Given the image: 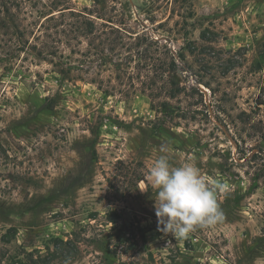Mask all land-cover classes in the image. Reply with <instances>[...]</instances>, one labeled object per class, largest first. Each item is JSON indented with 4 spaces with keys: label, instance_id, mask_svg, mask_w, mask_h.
I'll use <instances>...</instances> for the list:
<instances>
[{
    "label": "rangeland",
    "instance_id": "374dc122",
    "mask_svg": "<svg viewBox=\"0 0 264 264\" xmlns=\"http://www.w3.org/2000/svg\"><path fill=\"white\" fill-rule=\"evenodd\" d=\"M0 264H264V0H0Z\"/></svg>",
    "mask_w": 264,
    "mask_h": 264
},
{
    "label": "trees",
    "instance_id": "16d2710c",
    "mask_svg": "<svg viewBox=\"0 0 264 264\" xmlns=\"http://www.w3.org/2000/svg\"><path fill=\"white\" fill-rule=\"evenodd\" d=\"M93 26V25H92ZM92 32V31H91ZM172 67H176V63H175V61H174V59H173V61H172V65H171ZM65 75V74H64ZM143 175L141 174V175H139V176H137V178H136V181L137 182H140L141 180H143Z\"/></svg>",
    "mask_w": 264,
    "mask_h": 264
}]
</instances>
